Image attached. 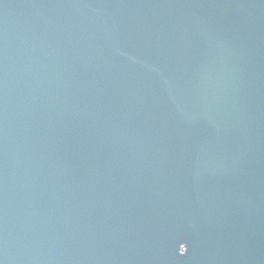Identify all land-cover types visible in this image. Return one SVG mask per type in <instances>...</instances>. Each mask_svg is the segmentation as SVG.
<instances>
[{
    "label": "water",
    "instance_id": "95a60500",
    "mask_svg": "<svg viewBox=\"0 0 264 264\" xmlns=\"http://www.w3.org/2000/svg\"><path fill=\"white\" fill-rule=\"evenodd\" d=\"M0 264H264V0H0Z\"/></svg>",
    "mask_w": 264,
    "mask_h": 264
}]
</instances>
